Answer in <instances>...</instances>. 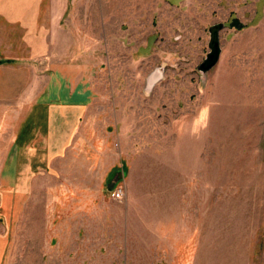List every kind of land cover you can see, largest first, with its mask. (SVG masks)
<instances>
[{
    "label": "rangeland",
    "instance_id": "1",
    "mask_svg": "<svg viewBox=\"0 0 264 264\" xmlns=\"http://www.w3.org/2000/svg\"><path fill=\"white\" fill-rule=\"evenodd\" d=\"M78 3L42 25L39 60L78 61L93 100L51 178L0 214V264H264V0Z\"/></svg>",
    "mask_w": 264,
    "mask_h": 264
},
{
    "label": "crops",
    "instance_id": "2",
    "mask_svg": "<svg viewBox=\"0 0 264 264\" xmlns=\"http://www.w3.org/2000/svg\"><path fill=\"white\" fill-rule=\"evenodd\" d=\"M80 1L0 0V39L11 40L17 48L14 56H0L4 71L0 75V214L4 223L10 201L29 199L31 185L51 178V162L72 146L80 124L87 119L93 100L88 69L78 61L39 60L42 54L50 56L47 49L56 41H51L52 32L42 35V25H53L56 31L58 24L67 22L66 17L71 18L68 9L80 6ZM5 25H17L23 34L11 38L4 30L12 26ZM42 40H46L43 45ZM30 47L36 50L29 53ZM10 71L17 74L10 75ZM3 226L0 262L1 256L7 257L9 245V232Z\"/></svg>",
    "mask_w": 264,
    "mask_h": 264
},
{
    "label": "water",
    "instance_id": "3",
    "mask_svg": "<svg viewBox=\"0 0 264 264\" xmlns=\"http://www.w3.org/2000/svg\"><path fill=\"white\" fill-rule=\"evenodd\" d=\"M223 26L222 23L212 25L209 29L210 31V41H209V52L207 53L205 59L199 64L198 69L202 72H206L211 69L218 61L220 55V48L218 44V31Z\"/></svg>",
    "mask_w": 264,
    "mask_h": 264
},
{
    "label": "trees",
    "instance_id": "4",
    "mask_svg": "<svg viewBox=\"0 0 264 264\" xmlns=\"http://www.w3.org/2000/svg\"><path fill=\"white\" fill-rule=\"evenodd\" d=\"M228 25L232 26V27H236L238 29L243 27V24L241 23L239 18L234 16L233 14H231V16H230V19L228 21ZM0 62H1V60H0Z\"/></svg>",
    "mask_w": 264,
    "mask_h": 264
},
{
    "label": "built area",
    "instance_id": "5",
    "mask_svg": "<svg viewBox=\"0 0 264 264\" xmlns=\"http://www.w3.org/2000/svg\"><path fill=\"white\" fill-rule=\"evenodd\" d=\"M120 193H121V190L117 189L116 191H114L113 195L119 197L121 195Z\"/></svg>",
    "mask_w": 264,
    "mask_h": 264
}]
</instances>
